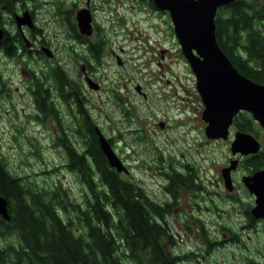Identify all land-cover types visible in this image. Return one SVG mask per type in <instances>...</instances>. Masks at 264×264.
<instances>
[{"label": "rangeland", "instance_id": "rangeland-1", "mask_svg": "<svg viewBox=\"0 0 264 264\" xmlns=\"http://www.w3.org/2000/svg\"><path fill=\"white\" fill-rule=\"evenodd\" d=\"M23 4L18 1L15 11L33 10L38 27L54 51L52 60L82 80L92 118L104 135L114 138L113 148L128 169L124 173L139 181L155 200L168 201L171 195L163 188L165 180L158 167L163 169L180 162L195 166L205 190L182 189L166 216L173 236L169 249L183 255L178 264H264V218L249 222L244 212L246 205L254 204V195L240 177L251 171L240 163L244 156L229 150L236 126H230L227 139L206 136L204 104L196 88L195 74L167 11L136 0H91L92 23L107 37L100 63L93 70L101 86L94 90L86 85L79 71L84 60L73 58L74 50L69 46H80L66 33L62 18V9L73 7L75 15L85 0H24ZM12 18V13H4V27L10 31L16 28ZM116 55L122 64L117 62ZM1 59L6 84L0 91V155L13 174L40 184L59 179L72 199L82 201L85 186L77 173L64 165L63 149L55 144L57 130L53 119H40L45 117L44 113L35 116L38 111L28 84L34 79L32 70L41 73L44 59H37L39 63L3 55ZM136 84L146 91L145 96L135 89ZM112 89L122 92L127 115L116 106ZM56 102L62 120L65 117L67 123L69 117L61 113L62 102ZM253 122L262 143L264 128L258 121ZM71 138L75 144H81L76 135ZM235 157L239 164L231 171L236 184L231 196L223 185L220 170ZM222 225L232 228L241 242L228 241L232 233L227 231L223 236ZM203 229L210 239L224 237L225 244L207 252ZM5 242L6 239H0V244ZM191 250L192 255L184 256Z\"/></svg>", "mask_w": 264, "mask_h": 264}, {"label": "trees", "instance_id": "trees-1", "mask_svg": "<svg viewBox=\"0 0 264 264\" xmlns=\"http://www.w3.org/2000/svg\"><path fill=\"white\" fill-rule=\"evenodd\" d=\"M18 1L24 0H0V26L4 24L3 12L12 13ZM69 17L67 12L65 19ZM71 28L75 37H86L77 32L75 25ZM100 33L97 30L101 37L88 44L87 55L82 56L91 67L102 55L104 40ZM215 35L240 73L264 83V1L233 0L220 6L215 17ZM19 41L9 31L4 33L3 48L7 54L16 50L15 43ZM34 78L39 80L34 91L35 104L45 115L40 119H53L57 130L55 144L63 149L64 165L77 173L86 193L82 201H77L59 179L40 184L13 174L0 155V194L6 197L10 214L9 219L0 216V239L7 241L0 244V262L177 264L183 255L169 249L173 236L166 216L177 203L181 188L196 191L199 187L195 166L192 164L183 174L169 170L170 165L158 167L165 180L164 190L171 199L155 200L139 181L117 171L107 161L99 146L88 98L78 79L57 61L48 64L42 76ZM53 92L62 102L64 115L69 117L67 123L65 117L61 118ZM114 100L127 115L121 100ZM35 116L40 117L39 113ZM234 125L257 135L253 119L246 111L234 117ZM72 135L80 138V145L75 144ZM107 139L114 141L109 136ZM242 165L249 171L264 167V139L260 150L244 158ZM249 218L254 219L250 214Z\"/></svg>", "mask_w": 264, "mask_h": 264}, {"label": "water", "instance_id": "water-1", "mask_svg": "<svg viewBox=\"0 0 264 264\" xmlns=\"http://www.w3.org/2000/svg\"><path fill=\"white\" fill-rule=\"evenodd\" d=\"M231 1L233 0H153L158 9L168 10L182 52L195 74L196 88L204 104L202 118L207 122L205 133L209 138L227 139L234 116L242 110L251 112L253 118L264 128V83L240 73L216 39L217 10ZM14 17L18 27L24 23L31 24L28 10L15 13ZM76 21L80 33H91L92 15L88 7L77 10ZM3 34L4 28L0 26V40ZM87 81L90 86H98L90 77H87ZM95 128L99 146L109 164L119 172H127L126 165L107 137L98 126ZM229 147L232 154H253L259 151L261 141L252 131L236 129ZM237 164L238 158L235 157L221 168L228 190L233 188L231 171ZM241 180L255 197L250 208L251 214L263 217L264 167L242 174ZM0 216L10 218L7 199L1 194Z\"/></svg>", "mask_w": 264, "mask_h": 264}, {"label": "flooded vegetation", "instance_id": "flooded-vegetation-1", "mask_svg": "<svg viewBox=\"0 0 264 264\" xmlns=\"http://www.w3.org/2000/svg\"><path fill=\"white\" fill-rule=\"evenodd\" d=\"M259 1L262 2L264 0H259ZM90 2H91V0H85V5L80 6L78 9H80L81 7H88L91 10V8H90L91 6L89 4ZM23 3H24V1L21 2V6H24ZM151 3H152V5H151ZM72 4L73 5H76L75 2H73ZM146 5L149 6V7H151V8L158 9L155 6L153 0H152V2L146 3ZM0 7H1V5H0ZM77 10L75 11V15H73V13H74L73 7H67V9H62V12L64 14L62 16V18H63V22L67 25V31H66V33L70 36L71 39H73V42H75L77 45L80 46L77 49L74 46V44L71 45V46H69L71 49L74 50L73 53H72L73 58L74 59H83L82 56H84V54L87 55L86 48L88 47V44L94 43L96 41V38H97V35L98 34H97V30H96L95 26L92 23V31H91L90 34L81 33V34H84L86 37L80 38V37H75L74 36L75 34L73 33V31H75V30L71 28V25H75L77 27V32L80 33L79 30H78L77 21H76V12H77ZM162 10L167 11V13L169 14L168 10H166V9H162ZM67 12H70V17L68 19H65V16H66V13ZM15 13H18V12H16L15 10L12 12V17H13L12 19L14 20L15 25H16L15 30H13V31L8 30L7 28L4 27V24L2 25V27L4 28V33L6 31H9V34L14 35L16 37V39L19 38L20 41H19V43H15L16 50L14 52H12L11 54H7L6 50L3 48V37H2V39L0 40V62L2 60L1 59V55L5 56V57H12V58H15V59H18V60H24L26 63L29 62V61L30 62H34L35 61L36 63H39V61L37 59H39V60L40 59H44V62L41 64L43 66V69L41 70V73L40 74H35V72L32 70V72L34 74V77H35V75L42 76L43 72L46 71V67L48 66V64L55 63V61L52 60V57H54V51L52 50L50 44H48L49 42L45 38V36L43 35V32L38 27V25H37V23H36V21H35V19L33 17L34 13H33V10L32 9H31V11L29 10V13H30V16H31V24L30 25L27 24V23H24V24L21 25V27H18L17 22H16L15 17H14ZM3 15H4V12H3ZM24 27L27 29V31H25ZM93 35H94V37L92 38ZM3 36H4V34H3ZM102 39L104 40V45H105L106 42H107V37H103L102 36ZM63 48H64V44H63ZM103 50H104V47H103ZM102 53H103V51H102ZM116 60H117V62L119 64H122V62H123L119 55H116ZM47 61H50V63H47ZM99 63H100V58H99V62L98 63H95V66L94 67L89 66L86 62L80 64V70L79 71H80V73L83 74V78H84V81H85L86 85L89 88L94 89V90L99 89L100 86H101L100 83H99V81L96 80L95 73L93 72V70H95L97 68V65H99ZM87 77H90L93 81H95L98 84V86L97 87L90 86L89 83H88V81H87ZM78 82H80V84L82 86V89H83L82 80L81 79H78ZM257 82H259V81H257ZM0 83L2 85L0 91L2 92L4 90L3 87H5L6 80L3 79V77H2V71H1V69H0ZM260 83H263V82H260ZM38 84H39V80H37V78L36 79L35 78L32 79L31 82L28 84V88H29V90L31 91V93L33 95L34 103H36L34 91H35V89H36V87H37ZM135 89L138 92H140L143 96L146 95V91H144L143 89H141V87L138 84L135 85ZM54 93L55 92H53L52 95ZM112 95L115 97L114 98L112 96L114 99L121 100L122 105L125 107V105H124L125 99L123 97L122 92H120L117 89H112ZM53 97H55V100L57 99L55 95H53ZM35 106H36V109L38 111L36 113H42V110L40 108H38V106L36 104H35ZM61 113L64 116V109L61 111ZM160 124L163 125L162 122ZM97 126L98 125L96 123L95 124V127H97ZM100 130H101V128H100ZM95 131H96V128H95ZM96 133H97V131H96ZM97 136H98V133H97ZM106 137H108V136H106ZM111 145H112V143H111ZM112 147H113V145H112ZM243 160L244 159L241 160V162H240L241 164H242V161ZM190 166H192V164H189L188 162H180L178 165H175V164H172L171 165L170 164L169 170L171 169V171H172L173 169H175L178 172H180V173L183 174V172H186L187 171V168H191ZM220 176L222 178L223 185H224V187L226 189V185H225V182H224V177L221 174V170H220ZM199 177L200 176L197 174L196 175V178H197L196 181L199 183V187L196 190L197 191L198 190H201L202 191V190H205V186H203V185L200 184V181L201 180H199ZM235 185L236 184L233 181V189H234V186ZM163 188H165L164 185H163ZM232 190L231 191L230 190H227V191H229L228 194L231 195V196L234 195V193L232 192ZM180 193H182V188L180 189ZM179 197L180 196H178V198ZM178 198H177V201H178ZM250 208H251V206H249V204L246 205L245 208H244V212L246 214L245 215L246 216V219L249 222H252L254 219H257L258 220L260 218H264V216L263 217H255V216H253L251 214V212H250ZM249 214L252 216V218L254 217V219H250L249 218ZM218 228H220V226H218ZM221 228L224 230L223 236H224V234H226L227 231H230L232 233L231 235L228 236V238H227L228 241H231V242H233L235 244H239L241 242V239L239 238V236L237 234H234L233 233L232 228H229L226 225H222ZM202 235H203V238H204L206 247H207V249H206L207 252H210L211 249H213L215 247H218V246L220 247V246L224 245L225 242H226V240L224 239V237L222 239H219V238L210 239L209 238V234H208V232H207L206 229H203L202 230ZM170 245H173V244H170ZM188 255H192V250L190 252H186L185 253V256H188Z\"/></svg>", "mask_w": 264, "mask_h": 264}]
</instances>
